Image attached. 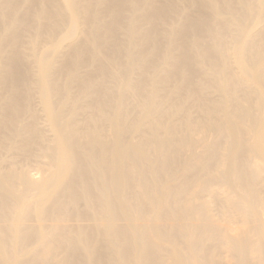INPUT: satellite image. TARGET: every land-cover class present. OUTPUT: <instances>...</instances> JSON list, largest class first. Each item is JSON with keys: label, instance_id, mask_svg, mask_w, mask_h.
Returning <instances> with one entry per match:
<instances>
[{"label": "bare ground", "instance_id": "bare-ground-1", "mask_svg": "<svg viewBox=\"0 0 264 264\" xmlns=\"http://www.w3.org/2000/svg\"><path fill=\"white\" fill-rule=\"evenodd\" d=\"M0 264H264V0H0Z\"/></svg>", "mask_w": 264, "mask_h": 264}]
</instances>
